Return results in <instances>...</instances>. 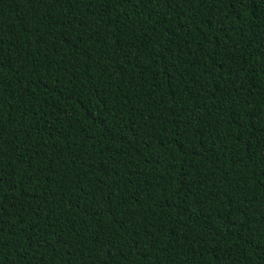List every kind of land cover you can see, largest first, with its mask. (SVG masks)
I'll list each match as a JSON object with an SVG mask.
<instances>
[{
	"label": "trees",
	"instance_id": "16d2710c",
	"mask_svg": "<svg viewBox=\"0 0 264 264\" xmlns=\"http://www.w3.org/2000/svg\"><path fill=\"white\" fill-rule=\"evenodd\" d=\"M0 264H264V0H0Z\"/></svg>",
	"mask_w": 264,
	"mask_h": 264
}]
</instances>
